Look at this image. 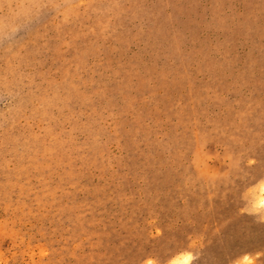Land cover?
Returning a JSON list of instances; mask_svg holds the SVG:
<instances>
[{
	"label": "rangeland",
	"instance_id": "1",
	"mask_svg": "<svg viewBox=\"0 0 264 264\" xmlns=\"http://www.w3.org/2000/svg\"><path fill=\"white\" fill-rule=\"evenodd\" d=\"M261 199L264 0H0V264H264Z\"/></svg>",
	"mask_w": 264,
	"mask_h": 264
},
{
	"label": "bare ground",
	"instance_id": "2",
	"mask_svg": "<svg viewBox=\"0 0 264 264\" xmlns=\"http://www.w3.org/2000/svg\"><path fill=\"white\" fill-rule=\"evenodd\" d=\"M259 204H260V206H264V199H261L260 202H259Z\"/></svg>",
	"mask_w": 264,
	"mask_h": 264
}]
</instances>
